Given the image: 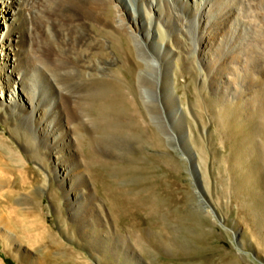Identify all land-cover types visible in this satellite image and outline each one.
<instances>
[{"label": "bare ground", "instance_id": "obj_1", "mask_svg": "<svg viewBox=\"0 0 264 264\" xmlns=\"http://www.w3.org/2000/svg\"><path fill=\"white\" fill-rule=\"evenodd\" d=\"M257 48L264 49V0H0V119L19 139L31 135L50 161L40 201L48 188L51 207L63 203L88 245L102 247L82 213V201L96 211L84 169L121 221L145 217L165 229L175 212L166 219L152 205L157 186L146 176L153 174L154 146L168 152L186 145L177 77L200 92L204 72L209 95L225 106L239 98L247 111L250 88L238 71L256 64ZM256 112L264 115V100ZM59 114L63 123L55 122ZM107 145L116 157L108 158ZM55 186L67 189L60 201L51 195Z\"/></svg>", "mask_w": 264, "mask_h": 264}, {"label": "rangeland", "instance_id": "obj_2", "mask_svg": "<svg viewBox=\"0 0 264 264\" xmlns=\"http://www.w3.org/2000/svg\"><path fill=\"white\" fill-rule=\"evenodd\" d=\"M111 10L108 7L107 17L114 15ZM95 50L91 59L98 52ZM259 50L253 54L256 64L238 71L250 88L252 103L247 111L239 98L225 106L209 95L204 72L200 74V92L189 78L177 77L180 88L175 94L186 145L176 150L173 144V152L161 144L154 146L148 152L154 156L155 169L146 176H153L157 186L154 195L158 202L152 205L161 208L166 219L168 211L175 212V217L165 222V229L145 217L121 221L109 211L104 195L84 169L86 195L94 199L96 211L82 201V213L92 222L97 237L105 240L102 247L88 245V238L79 232V221L71 219L63 203L62 209L51 207L48 188L40 201L38 190L46 179L50 182V161L33 145L31 135L19 139L0 119V144L5 141L14 154L13 161L8 160L0 146V264H264V115L256 112L264 100V49ZM189 59L193 62V53ZM25 108H16V114H23ZM215 110L220 111L217 114ZM60 118L61 114L57 115L55 122H62ZM105 149L108 158L117 156L114 146ZM189 155L197 166L194 169ZM66 158L73 157L66 154ZM71 187L76 189L75 183ZM52 192L54 200L60 201L67 189L55 186ZM176 217L184 221L178 222ZM107 231L114 236L103 237ZM114 242L119 250L111 251ZM197 247L201 256L193 253Z\"/></svg>", "mask_w": 264, "mask_h": 264}]
</instances>
